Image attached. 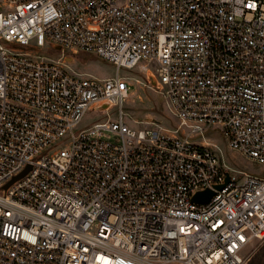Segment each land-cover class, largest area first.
I'll use <instances>...</instances> for the list:
<instances>
[{"label":"built area","instance_id":"built-area-1","mask_svg":"<svg viewBox=\"0 0 264 264\" xmlns=\"http://www.w3.org/2000/svg\"><path fill=\"white\" fill-rule=\"evenodd\" d=\"M131 80L172 128L124 122ZM221 143L264 168V0L0 1V264H261L264 176Z\"/></svg>","mask_w":264,"mask_h":264},{"label":"rangeland","instance_id":"rangeland-1","mask_svg":"<svg viewBox=\"0 0 264 264\" xmlns=\"http://www.w3.org/2000/svg\"><path fill=\"white\" fill-rule=\"evenodd\" d=\"M1 1V0H0ZM60 52L55 49L45 50L42 55L51 56L52 59H56ZM72 60L70 68L79 73H86L97 78H108L115 75L116 69L110 62L98 57L97 55L78 53L76 55H69ZM121 75H128L124 70L121 71ZM132 77L139 79L142 83L145 82L142 76L138 74V68L131 74ZM133 87L130 88V97L124 105V112L127 116L124 119L131 128L140 129L143 126L135 123V120H144L146 117H153L160 122L162 127L172 128V125L176 124V120L169 112L163 97L153 91L145 89L143 85H137L135 81H130ZM110 118L114 122H119V112L117 108L109 111ZM105 120V117L98 111H90L86 114L83 122L80 125V129L91 126L96 122ZM110 139H114V135H109ZM220 141V140H219ZM60 148L66 147L64 142L59 144ZM219 153L224 156L232 165L237 168L244 169L247 172L261 174L264 176V168L262 165L251 162L233 151H228L221 143ZM255 261L257 263H264V245L260 247L255 255Z\"/></svg>","mask_w":264,"mask_h":264},{"label":"water","instance_id":"water-1","mask_svg":"<svg viewBox=\"0 0 264 264\" xmlns=\"http://www.w3.org/2000/svg\"><path fill=\"white\" fill-rule=\"evenodd\" d=\"M28 169L27 168L23 173H21L19 176L15 177L14 180L12 182H14L15 180L21 178L22 176H24L27 172H28ZM229 181V177L226 178V182ZM11 182V183H12ZM10 183V184H11ZM10 184H8L6 187H8ZM219 189L222 188V186H218ZM214 195V192L211 191V190H205V191H201V192H198L194 197H193V201L196 202V203H206L208 201L211 200V198L213 197Z\"/></svg>","mask_w":264,"mask_h":264}]
</instances>
